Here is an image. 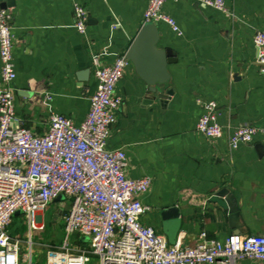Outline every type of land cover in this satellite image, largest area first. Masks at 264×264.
<instances>
[{
	"label": "crops",
	"instance_id": "obj_1",
	"mask_svg": "<svg viewBox=\"0 0 264 264\" xmlns=\"http://www.w3.org/2000/svg\"><path fill=\"white\" fill-rule=\"evenodd\" d=\"M148 1L0 0L11 12L14 111L25 127L44 133L51 113L76 124L84 120L97 86L92 56L110 64L125 55ZM224 2L226 11L166 0L162 10L181 31L155 22L156 46L176 59L167 65L168 84L150 92L128 60L115 88L121 103L106 145L124 150L129 177H150L140 195L150 207L142 223L170 244L193 245L203 231L216 240L230 233L264 235V140L237 149L227 142L234 127L264 124V77L253 44L255 31L264 32V0ZM75 3L87 12L84 32L75 25ZM209 100L217 103L223 127L217 139L196 130L203 113L198 101ZM222 189L224 201L233 198L226 207L212 201Z\"/></svg>",
	"mask_w": 264,
	"mask_h": 264
},
{
	"label": "built area",
	"instance_id": "obj_2",
	"mask_svg": "<svg viewBox=\"0 0 264 264\" xmlns=\"http://www.w3.org/2000/svg\"><path fill=\"white\" fill-rule=\"evenodd\" d=\"M166 0H149L143 21H164L181 34L175 20L163 12ZM226 11L224 0H196ZM73 11L76 28L84 32L87 12L80 3ZM255 62L264 77V32L255 31ZM13 33L11 12L0 8V264H33L35 246H44L42 264H235L242 259L264 261V235L230 233L223 240L203 231L193 245L168 243L164 235L142 223L150 207L140 195L148 191V176L127 175L122 148L106 145L121 98L115 88L128 65L125 55L110 64L92 56L97 81L90 95L84 120L76 124L62 114L51 113L44 133L23 125L14 111ZM50 98V97H48ZM203 113L196 130L209 139L223 135L218 107L213 100L198 101ZM264 140V124H242L227 133L230 149ZM59 197L69 200L65 214V240L59 246L34 241L35 230L43 229L40 211ZM19 212V213H18ZM22 215L28 238L9 231L13 217ZM83 243H70L72 235ZM82 244V245H81Z\"/></svg>",
	"mask_w": 264,
	"mask_h": 264
},
{
	"label": "water",
	"instance_id": "obj_3",
	"mask_svg": "<svg viewBox=\"0 0 264 264\" xmlns=\"http://www.w3.org/2000/svg\"><path fill=\"white\" fill-rule=\"evenodd\" d=\"M0 8H5V5L2 3ZM158 39L159 31L156 23L153 21L144 22L125 53V57L133 63L139 76L148 85V90L153 93H156L159 87L168 84L167 65L176 61L169 49H161L156 46ZM226 193L227 191L222 189L212 197V201L217 202L222 207L231 205L233 203L231 195L228 196L230 197L228 202L221 198ZM235 215L236 213L232 217Z\"/></svg>",
	"mask_w": 264,
	"mask_h": 264
},
{
	"label": "rangeland",
	"instance_id": "obj_4",
	"mask_svg": "<svg viewBox=\"0 0 264 264\" xmlns=\"http://www.w3.org/2000/svg\"><path fill=\"white\" fill-rule=\"evenodd\" d=\"M69 200L61 198L60 200H55L51 202L46 208L40 211L41 221L43 224V229L35 230L33 232L34 241H39L41 243L54 244L59 246L65 240V214L68 210ZM9 231L18 234L24 239L28 238L27 225L23 220L22 215H16L13 217V221L8 227ZM88 240L84 236H76V234L70 236L69 242L76 243V241L83 243ZM82 245V244H81ZM45 259L44 246L41 248L35 246V251L32 256L33 264H42ZM89 264H98V259L95 256H91Z\"/></svg>",
	"mask_w": 264,
	"mask_h": 264
}]
</instances>
